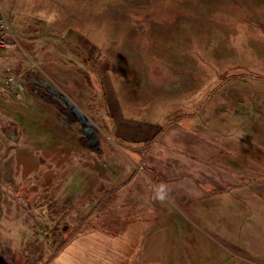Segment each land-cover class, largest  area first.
Masks as SVG:
<instances>
[{
    "label": "rangeland",
    "instance_id": "obj_1",
    "mask_svg": "<svg viewBox=\"0 0 264 264\" xmlns=\"http://www.w3.org/2000/svg\"><path fill=\"white\" fill-rule=\"evenodd\" d=\"M1 2L0 264H127L122 224L220 193L202 160L264 157V0Z\"/></svg>",
    "mask_w": 264,
    "mask_h": 264
},
{
    "label": "crops",
    "instance_id": "obj_2",
    "mask_svg": "<svg viewBox=\"0 0 264 264\" xmlns=\"http://www.w3.org/2000/svg\"><path fill=\"white\" fill-rule=\"evenodd\" d=\"M178 99L174 101L173 98L174 102H170L171 105H179ZM159 127L154 121H146L141 124L138 131L144 132L146 137L150 138L154 132L157 133V129L160 132ZM218 131L219 134H223V131ZM255 134L256 131L245 132L247 137ZM254 153L253 151L251 156ZM234 155L238 161H228L230 157L227 156L223 161L222 159L209 161L207 158L201 161L202 165L217 170L218 177L209 178L208 181L218 182L222 189L218 195H212L209 189L207 192L199 187L197 189L199 194L191 195L192 197L186 194V199L181 201L185 204L186 211L181 207L179 210L185 212L191 222H185L175 208V210L168 208L166 215L159 221L146 219L145 222L140 220L121 225L123 243L141 249L133 259L129 258L127 264H173L175 260L173 258L176 257L190 259L195 264H204L213 258L223 264H233L234 256L240 260L238 264H264V178L260 177L263 174L259 172L248 181L243 179L247 171L258 168L252 164L256 161L264 162V157L261 156L259 160L260 156L244 157L237 152H234ZM237 170L240 175L237 174ZM130 182V178L124 180V184ZM231 190L235 191L234 194H231ZM179 220L184 222L188 230L185 236L186 243L182 249L178 245L184 240L185 232L184 224ZM217 234L223 238L222 240L234 246L235 251L229 249L228 252L227 248L214 240ZM145 244L144 249L142 246ZM194 250H200V253Z\"/></svg>",
    "mask_w": 264,
    "mask_h": 264
},
{
    "label": "built area",
    "instance_id": "obj_3",
    "mask_svg": "<svg viewBox=\"0 0 264 264\" xmlns=\"http://www.w3.org/2000/svg\"><path fill=\"white\" fill-rule=\"evenodd\" d=\"M1 14L3 15L4 19H1ZM7 29L9 30V32L11 34H13L8 23H7V21H6V19H5V16L3 13V5H2V2L0 0V47L3 46L2 45V42H3L2 39H3L4 32H5V30L7 31Z\"/></svg>",
    "mask_w": 264,
    "mask_h": 264
},
{
    "label": "water",
    "instance_id": "obj_4",
    "mask_svg": "<svg viewBox=\"0 0 264 264\" xmlns=\"http://www.w3.org/2000/svg\"><path fill=\"white\" fill-rule=\"evenodd\" d=\"M37 86L42 87V88H47L46 85L42 84V83H36ZM48 92H51L55 97H57L58 99L64 101L68 106H71V102L69 101V99L67 98V96L62 93V92H55V90L52 89V87H48Z\"/></svg>",
    "mask_w": 264,
    "mask_h": 264
},
{
    "label": "flooded vegetation",
    "instance_id": "obj_5",
    "mask_svg": "<svg viewBox=\"0 0 264 264\" xmlns=\"http://www.w3.org/2000/svg\"><path fill=\"white\" fill-rule=\"evenodd\" d=\"M60 100V99H59ZM62 103H65L64 101H62V100H60ZM77 117L79 118V119H81L82 121H84L85 119H84V117L82 116V115H80V113H78L77 114ZM77 121V120H76ZM78 122V121H77Z\"/></svg>",
    "mask_w": 264,
    "mask_h": 264
}]
</instances>
